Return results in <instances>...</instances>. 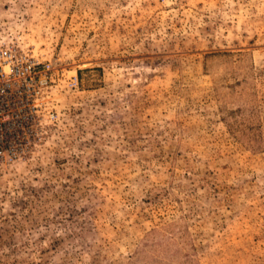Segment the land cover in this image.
Listing matches in <instances>:
<instances>
[{
    "label": "rangeland",
    "instance_id": "1",
    "mask_svg": "<svg viewBox=\"0 0 264 264\" xmlns=\"http://www.w3.org/2000/svg\"><path fill=\"white\" fill-rule=\"evenodd\" d=\"M0 37L52 64L0 264H264V0H0Z\"/></svg>",
    "mask_w": 264,
    "mask_h": 264
},
{
    "label": "built area",
    "instance_id": "2",
    "mask_svg": "<svg viewBox=\"0 0 264 264\" xmlns=\"http://www.w3.org/2000/svg\"><path fill=\"white\" fill-rule=\"evenodd\" d=\"M51 69L17 41L0 37V158L26 156V141L36 138L50 113L44 100Z\"/></svg>",
    "mask_w": 264,
    "mask_h": 264
}]
</instances>
